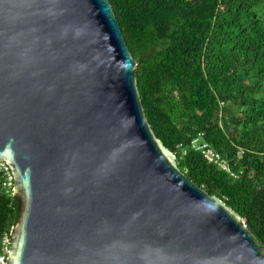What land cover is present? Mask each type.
Wrapping results in <instances>:
<instances>
[{"label":"water","instance_id":"1","mask_svg":"<svg viewBox=\"0 0 264 264\" xmlns=\"http://www.w3.org/2000/svg\"><path fill=\"white\" fill-rule=\"evenodd\" d=\"M109 0H0L5 264H264L244 220L155 136Z\"/></svg>","mask_w":264,"mask_h":264},{"label":"trees","instance_id":"2","mask_svg":"<svg viewBox=\"0 0 264 264\" xmlns=\"http://www.w3.org/2000/svg\"><path fill=\"white\" fill-rule=\"evenodd\" d=\"M155 136L264 249V0H109ZM200 133L231 173L190 148ZM20 198L0 189V249ZM12 237V235H11Z\"/></svg>","mask_w":264,"mask_h":264},{"label":"built area","instance_id":"3","mask_svg":"<svg viewBox=\"0 0 264 264\" xmlns=\"http://www.w3.org/2000/svg\"><path fill=\"white\" fill-rule=\"evenodd\" d=\"M203 133L198 134L190 144V148L201 152L209 163H213L220 167L222 170L231 173L230 165L228 161L214 148H212L208 142L204 140ZM0 189L5 194H14V178L11 168L5 161L0 160ZM11 233H5L1 243L0 249V264H5L10 247Z\"/></svg>","mask_w":264,"mask_h":264}]
</instances>
